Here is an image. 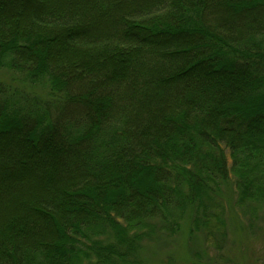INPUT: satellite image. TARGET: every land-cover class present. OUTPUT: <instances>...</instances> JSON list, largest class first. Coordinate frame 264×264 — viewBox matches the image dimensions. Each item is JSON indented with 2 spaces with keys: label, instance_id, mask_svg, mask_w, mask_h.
Segmentation results:
<instances>
[{
  "label": "trees",
  "instance_id": "trees-1",
  "mask_svg": "<svg viewBox=\"0 0 264 264\" xmlns=\"http://www.w3.org/2000/svg\"><path fill=\"white\" fill-rule=\"evenodd\" d=\"M263 208L264 0H0V264H146Z\"/></svg>",
  "mask_w": 264,
  "mask_h": 264
},
{
  "label": "rangeland",
  "instance_id": "rangeland-1",
  "mask_svg": "<svg viewBox=\"0 0 264 264\" xmlns=\"http://www.w3.org/2000/svg\"><path fill=\"white\" fill-rule=\"evenodd\" d=\"M247 213L242 221L229 220L226 238L216 243L183 231L171 237L159 232L140 241L139 254L146 264H189L192 257L200 264H264V208L258 215Z\"/></svg>",
  "mask_w": 264,
  "mask_h": 264
}]
</instances>
